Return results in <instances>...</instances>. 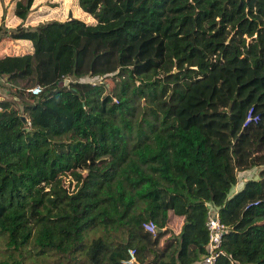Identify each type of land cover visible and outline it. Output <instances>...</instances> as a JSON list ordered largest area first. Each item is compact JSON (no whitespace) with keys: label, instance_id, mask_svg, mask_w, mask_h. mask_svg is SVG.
I'll return each instance as SVG.
<instances>
[{"label":"trees","instance_id":"1","mask_svg":"<svg viewBox=\"0 0 264 264\" xmlns=\"http://www.w3.org/2000/svg\"><path fill=\"white\" fill-rule=\"evenodd\" d=\"M34 1L13 10L26 52L0 57L11 263L31 244L53 264H201L211 207L214 264H264V0H75L86 21L25 27ZM100 228L111 240L87 242Z\"/></svg>","mask_w":264,"mask_h":264},{"label":"rangeland","instance_id":"2","mask_svg":"<svg viewBox=\"0 0 264 264\" xmlns=\"http://www.w3.org/2000/svg\"><path fill=\"white\" fill-rule=\"evenodd\" d=\"M16 1L17 0H0V57L10 54H22L26 52L25 44L11 41L9 37L10 34L14 32L22 23L20 20L15 18L13 14ZM70 17L79 18L84 21L88 19L83 13H81L75 0H35L27 20L24 21L23 24L25 27H35L39 24L53 20L65 21ZM84 81H93V79H84ZM106 82L108 83V87L111 89L114 85L113 81L108 79ZM8 87H10V84L6 83L5 80L0 79V100L10 99L8 97V92L6 91ZM10 88L15 90L14 87ZM18 108H20V106H18ZM256 176L257 172L255 171L239 174L237 185L235 186L236 190H240L242 188L241 185L243 182ZM73 185L74 183L71 182L70 177L65 179V186L68 187L69 190L73 189ZM180 228L181 221L168 226V234L162 238V240L159 242V246H161L163 242H165V239L170 235L178 234ZM114 235L116 234L114 233ZM111 237L112 234H110V231L105 232L102 228L95 229L94 231L87 234V242H90L96 238H102L105 241H110ZM6 242V237L1 236L0 264L5 261H7L9 264H12L8 258L11 253L6 250ZM14 255L15 258L18 256L17 253ZM23 255L25 256V261L23 264H53L52 261L58 259V257L54 255H51V258L47 259L46 261L42 260L41 258H37L34 247H32L31 244L23 252ZM16 260L19 261L17 258ZM61 261L64 263L65 260L61 259Z\"/></svg>","mask_w":264,"mask_h":264},{"label":"built area","instance_id":"3","mask_svg":"<svg viewBox=\"0 0 264 264\" xmlns=\"http://www.w3.org/2000/svg\"><path fill=\"white\" fill-rule=\"evenodd\" d=\"M42 89L39 86L33 87L28 90L32 95H39ZM252 120L251 116L247 117V122ZM206 227L208 230V244L206 247L207 254L204 256L201 264H214L215 260L219 254V248L222 242L223 235L227 232L226 227L220 222L218 211L214 208L209 207L208 218ZM143 229L150 233H156V226L152 222H147L143 224ZM128 261L126 264H133L135 261V251L128 250Z\"/></svg>","mask_w":264,"mask_h":264},{"label":"water","instance_id":"4","mask_svg":"<svg viewBox=\"0 0 264 264\" xmlns=\"http://www.w3.org/2000/svg\"><path fill=\"white\" fill-rule=\"evenodd\" d=\"M68 83V81L67 80H65L64 81V84L66 85ZM22 120L24 121V124H26V121H25V119L22 117Z\"/></svg>","mask_w":264,"mask_h":264}]
</instances>
